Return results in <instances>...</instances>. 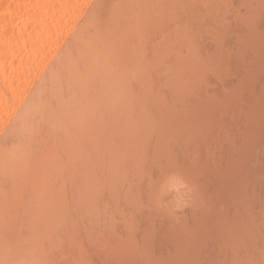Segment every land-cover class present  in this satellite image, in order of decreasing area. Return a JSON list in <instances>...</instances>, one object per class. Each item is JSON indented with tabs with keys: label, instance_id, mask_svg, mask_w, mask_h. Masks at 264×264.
Masks as SVG:
<instances>
[{
	"label": "bare ground",
	"instance_id": "obj_1",
	"mask_svg": "<svg viewBox=\"0 0 264 264\" xmlns=\"http://www.w3.org/2000/svg\"><path fill=\"white\" fill-rule=\"evenodd\" d=\"M224 1L0 0V264H90L92 262L97 263L96 258L99 257L100 259L102 253L99 252L100 254H96L95 252L98 251H102L103 254L105 252V254H108L111 257H115V255H118L117 259L119 258L118 260H120L115 261L116 257L114 258L115 260H111L110 257L109 259L111 261H108L109 259L106 261L107 257L105 255L101 256L102 258L106 257V259L104 258L105 260L102 258L100 259L105 261L102 264H128L126 263L128 261H130V263L132 264H139V262H142V260L138 259L137 261V259L135 258L137 256H142L141 258L144 261L143 264H181V262L185 260V254H190V252H185L187 251L186 248L190 249L191 245H197V241H200L196 240L194 241L195 243H192V241L187 240V237L192 238L194 237L192 235L200 234L198 235L200 236L199 239H202V237H204L201 240L202 242L204 241V239H206V234H209L208 232L212 233L213 231V234L217 233L220 237L219 238L217 237L218 235H216L215 238H219L220 240L215 239L217 241H214V243H218L217 245H223L218 246L217 249H219L220 247H224L225 251L228 253H225V257L227 255L229 256L230 253L235 255V264H264V215L261 213V210L264 209L259 210L258 215L257 211L253 210L254 212L252 211V214L254 215H251V213L248 211H250L252 208L250 207L251 209L247 210L249 208L244 206L247 204L245 203L246 199L242 200V198H239L238 196L240 195V193H238V195H236L235 193L237 199L232 198V196L231 198L237 203H245H242L243 206L242 204H239L241 206L238 205L237 209H240L239 212H248L244 216H240L241 213H235L236 217H234V219L237 221H233L231 223V221L227 220L230 223L228 225L225 221V218L228 217L227 215H230V213L227 211V209H223L222 214L220 212L221 208L219 209V214H217V216L219 217L216 216L215 220L213 218L211 220V218L207 215V218L193 216L191 214H198V211H196L195 208H197V210L200 208L204 210V207H201L199 203H194V206H190L191 208L187 206L188 204L186 205V198H188L189 196L188 194L192 195L190 191L197 192V190H193L196 186L194 183L196 182H192L189 180L190 174L192 173L188 172L190 174H187L189 176V179H187V175L183 177V174L185 172L182 173L181 171H175L177 169H181V167H183L184 169H182L185 170L186 165H181L180 167L179 163V166L171 164V162L174 163L177 160L182 161L179 160L180 158L183 160L186 159L187 155L192 157V155H194L191 154L193 150L192 147H197L195 148L196 150L193 151V153L195 154L199 151H202V149H204L203 151L206 152L210 147H213L210 146L207 150H205L207 148V145L203 146L201 149L200 147H198L200 146L198 144H201V142L205 140H202V138L200 137L201 134H199L198 138H200L202 141L197 144L195 139H197V141H199V139L195 136H192L194 135V131L191 132L192 130L189 128L193 129L192 125L190 126V124L193 123L192 120L195 118L191 120L192 123L188 122L189 120L188 118H186L184 121L190 124H186L189 125L188 128L183 126L185 127L184 129L181 127L182 125H172L170 123V120L173 114L174 119L178 118L179 115L177 113L182 115V110H184V108H188L185 111L192 110L189 108V106L183 108V104L179 103V101L182 100V96L185 100H188V94L193 95L191 93L196 92L194 89L197 86H193L192 84L194 83V81L200 83L203 82V84L208 85L207 83H205L206 81H202L205 80L201 79L203 77L202 74H200L202 76L200 78V81L197 80L199 79L197 76H199L198 74L203 68H214L213 71H215L216 73L218 72L216 68H221L220 66L225 63L224 61L228 60L227 58H229L228 61L231 60L230 57L232 56V53L230 52L229 54V50H227V47L224 45L227 44V42L223 41L231 37L229 36L228 38L227 34H232L226 33V31L221 29L218 37L213 36V34H215L218 30H215V32L213 33L212 31L215 28L213 29V27L207 25L210 22H212L210 24H214L215 22L219 21L218 24H214V27L220 29V27L222 26L223 29L230 30L231 25L227 22L229 21V19H231L232 16L231 14L226 15L228 11L225 12V14L222 12L225 11L224 9H228V6L232 3H229L228 0V2ZM244 1L247 2L250 7H253L252 9L255 10L259 6L258 4H254L255 0ZM259 1V4L261 3V6H259V8L262 9L264 7V0ZM223 3H229V5L227 4V6L222 7L224 6ZM206 4H209V6H206L207 8L205 7ZM212 5H216V7H210ZM204 7L206 9H204ZM220 9L222 10L219 11ZM263 9L253 12H249L246 10L247 15L244 16L245 21H242L240 19L239 20L240 23L247 21L246 23L249 24V22H251L249 24V27L246 28L248 25H245L246 27H242V25L240 24V33L237 30V28H239L237 27L238 25L234 28V30L237 32V34L234 33L236 34V37L239 39H243H241L240 42L239 39L235 37V39L232 38L235 41L238 40L237 44L241 48H238L240 52L232 50V44L230 45V48H232L230 50L237 53V55L239 54V58L240 53L244 52L243 50H247V48L260 47V49L264 51V47H261L264 46V44H262V42H258V40L264 38V36L262 35L263 37H261L259 35L261 38L259 36L255 37L256 33L259 31L256 26L252 25V22H254L253 19L250 20L251 18H253V15H255L256 12V18H258V16H262L264 14L262 13L264 12ZM220 13H222L223 15ZM248 14L252 15V17H247ZM224 15L228 16L227 18L229 19H227L226 16L224 17ZM239 15L240 14H237V16ZM220 16H222L223 18H221ZM241 16L242 15H240L239 17L243 19L244 17L242 18ZM219 19H222V21L224 22ZM222 24H228L229 26H223ZM217 25L220 27H217ZM205 27L207 29L206 31H210L211 29H213L211 31V34L206 33ZM207 27L210 29H208ZM251 27H254V29ZM247 29H250L248 30V34ZM223 31L224 33H222ZM203 33L207 35H204ZM262 33L264 34V31L261 32V34ZM199 35H204V39H202L204 40V42L205 39H212L213 43L216 42L211 46H208L210 44L203 43L207 45V47L210 48L212 46H219L218 48H212L214 51H216L215 53L212 52V54H214L216 58L211 54V51L210 53L206 52L210 49L205 51V45L202 44V40L200 39L202 37H200ZM224 35L226 37H220ZM253 35L254 37H252ZM197 36L199 39L197 38ZM220 38H222L223 40H221ZM232 39L230 38L228 41ZM198 40H200L201 44L198 43ZM210 43L212 44V42ZM239 43H243L244 45H240ZM197 44L202 47L198 46ZM245 44L249 45V47H247ZM256 44L259 46H257ZM218 49H220V53H217ZM199 50L206 53L203 52L204 54H201ZM226 50L228 51L227 56H225ZM196 51H198V53ZM251 52H253V54L255 53L254 56H258H256V59L258 60L264 58V53H259V51ZM229 55L231 56L228 57ZM244 55H246V52L242 54L241 58H243ZM247 55H249V53ZM194 57H197L198 59L202 57L203 60H198ZM224 57L226 58L224 59ZM207 59H209L210 61ZM262 60L264 62V59ZM202 61H204V63ZM237 67L239 66L236 65V69H238ZM255 67L259 69L260 66L258 67V65H254V71L251 72L250 69V71H248L246 65L245 69L247 70L243 73V75L240 74V76H242V78L244 75L252 76L248 74L255 72ZM228 68H230V66ZM223 69H225V67ZM205 70H211L212 72V69H203L202 73L204 72V76L206 73ZM224 72L226 73L228 71L224 70ZM219 73L221 74L223 72ZM225 73H223L222 75L225 76ZM256 73L259 74L260 72L258 71ZM207 74L209 73L207 72ZM229 74L230 71L228 74H226L227 77H229ZM222 75L218 74L214 76L216 81V77ZM227 77L221 78L226 81L228 79ZM263 78L264 76L261 77V79ZM189 79L193 81L191 84V81ZM210 79H212V77H210ZM220 81L223 82L222 80ZM197 82H195L194 84H199ZM239 83L240 85L244 84L245 87H250L246 85L247 83H241L240 81ZM216 84H213V86ZM221 84L222 83H220L219 85L222 86ZM261 84L264 83L262 82ZM224 85L229 86L228 84ZM240 85L235 83L234 87H237L235 88V91H237V89H242L243 86ZM238 86H240L241 88H238ZM234 87H232L231 85V87L228 88L231 89ZM197 88L200 89L199 86ZM204 89H206V87ZM213 89L214 88H212L211 91L208 92H216L212 91ZM260 89L262 91L263 87ZM187 91L190 93H187ZM231 91L234 90L232 89ZM168 93H170L171 95H168ZM203 93H206V96L207 94H210L206 91ZM224 94H226V96L228 95L227 93ZM224 94L223 96H225ZM229 97H232V95ZM190 98L191 97H189V99ZM226 98L224 100H228V98ZM222 99L223 98L220 97V100ZM193 100L196 99H194L193 97ZM196 102H198V100H196ZM195 103H193V105L196 107L197 105ZM193 105H191V108L194 107ZM258 105L256 107H258ZM176 107H178V110L180 108L182 110H175ZM241 108V112H244L246 110H243V108L245 107ZM263 108L264 106H262L261 109ZM238 110L240 111V109ZM193 111H195V109L187 113H192ZM227 112H229V110ZM246 112H248V110H246ZM208 113L209 112H207V114ZM175 114H177L178 116L176 117ZM209 114L212 115L211 113ZM226 114H230L229 117L235 116L231 115L232 113ZM226 114H224L225 116L222 115L224 118H221V120L226 118ZM260 114L262 116V113ZM186 117L189 116L186 115ZM236 117L238 118L239 116ZM255 117L256 116H254V119ZM189 118L191 119V117ZM261 118L264 119V116H262ZM206 121H208V119ZM217 121L218 122L216 124L219 123V120ZM257 121H259V119ZM234 122H236V120L231 122L232 124L230 125L236 124ZM244 122H247V120ZM222 123L225 124L226 122L224 123L223 120ZM205 125H202L203 129H206ZM254 125H257V123L254 122ZM170 126H174V129L176 126V129H171ZM222 126L225 127L224 125ZM235 126L236 125H234L233 127ZM241 126H243V124H241ZM177 127H180L183 131L178 129ZM199 127L201 126L199 125ZM202 128H198V130ZM171 130L174 131V134H172ZM239 130L241 129H236V132ZM212 131H217L211 130L210 132L211 135H214L216 137L217 133H213ZM243 131L240 133H243ZM247 131L249 130L247 129L246 132ZM201 132L205 134L206 131L201 130ZM254 133L256 132L254 131ZM243 134L246 135L245 133ZM250 134L251 135H248V137H254L252 136V133ZM188 135H190V137H188ZM208 135L210 134H205L206 137ZM220 135H222V138H219L223 139V134ZM225 135L228 136L227 134ZM244 135H242L240 138L247 137H243ZM214 136H212V138H215ZM236 136L237 135H235V137ZM174 137H183V139L179 140L178 138L176 139ZM255 137L256 139L259 138L257 136ZM229 138L227 137V139ZM250 138L242 139L246 140L245 142H242H247L249 148L250 146L254 147L255 142H257L255 141L254 144L249 143V141H251ZM261 138L264 137H262L261 135ZM187 139H194L195 141L193 140V142L195 143V146H192V141L188 142ZM184 141H187L184 143L187 144V146L192 143L189 147L191 149H180L182 147H187L183 146L184 144L182 142ZM242 142L239 145L241 147L245 145H242ZM213 143H215V141H213ZM213 143L211 145H213ZM257 143L260 144L261 142ZM218 144H221V142L217 143L216 146H218ZM259 144L258 146H260ZM172 145L175 146V148H173ZM208 145H210V143ZM233 145L236 144L233 143ZM236 146L239 147L238 145ZM244 147L239 149L244 150ZM217 148L220 149V147ZM236 148L233 147L234 150ZM170 149H172V151H170ZM247 149L248 147H245V150ZM181 150L188 152L191 151V153H186ZM210 150L214 149L210 148ZM169 151L173 152L172 156L170 157H168V154L170 153ZM242 151L240 152L242 153ZM214 152L211 153L215 154ZM245 152L249 153V150ZM261 152L262 150L259 151V153ZM201 154H204L207 157V152H202ZM213 154H209V156H211V158L213 156L214 158L215 156ZM181 155L183 156L178 157ZM198 155L200 154H196V156ZM202 155L197 158L202 159ZM229 155L232 156L231 154ZM240 155L245 154H239V156ZM170 158H174V161L170 160L169 163L168 160ZM175 158H177V160ZM188 158L186 160L190 162L194 157H192L190 160H188ZM241 158L244 157L241 156L240 159ZM254 158L257 157L255 156ZM229 159L232 158L230 157ZM236 159H238V157H236ZM236 159H232L236 164L242 163V159L241 161H239L240 159L236 161ZM248 159L249 158H247V160ZM204 160L209 161L211 159L204 158L202 161ZM189 162H185V164H188V168L191 167L192 170H189L191 172H194L193 175H197L200 171L204 172L206 168L204 170H202L203 168L201 169V166L203 164L207 167V164L203 162L200 163V160H198L199 164H196L198 163L196 161V163L191 164L192 166H189ZM209 163L210 162H208V164ZM219 163H221V161ZM242 164L236 165L239 167H236L234 165V171L237 172L238 170V173H232L234 175L231 174V180L234 179L233 176L236 175V179L234 180L235 182L239 183V181L245 180L246 184V179H248L247 177H249L250 175L246 176L244 173H241L242 170L247 171L246 168L248 167H243L245 162ZM171 165H174V167H171ZM196 165L197 167L201 165L199 167L200 169H198L200 171L197 173H195V171L193 170L194 168H196ZM232 165H228L230 167V170L233 169L231 168ZM259 166V168H261V165ZM160 168L176 169L160 170ZM224 168L226 167L224 166ZM224 168L223 171H225ZM254 170L256 173V169ZM161 171H163L164 173H162ZM205 171L206 172H204L203 174L205 175L206 173V177L208 176L209 178H215L213 176L216 171L213 174H210L211 176L208 175V168ZM151 172L157 174V178L155 179V181L153 179L147 181L149 176H151L150 174H153ZM161 173L163 175H161ZM257 173L259 174V171ZM261 173L264 174V171H261ZM227 174L229 173L226 172L225 175L230 177V175ZM243 174L244 176H242ZM193 175H191V178ZM144 176H148L146 177L147 179L144 178ZM199 176L203 177L201 173H199ZM255 176L256 175H254L253 177ZM257 176L261 177H256V179L264 178L262 174H259ZM202 177H200L201 180L204 179V177ZM253 177L250 179H254ZM239 178H242V180ZM141 180L144 182H142ZM151 180H153L151 184H145L150 183ZM208 180L212 181L213 179ZM224 180L226 181V179ZM228 180L229 179H227V181ZM225 181L223 182L222 180L220 182L224 184ZM153 182L157 184L155 185V183ZM222 183H218V185H221ZM240 183L243 184L241 186L244 187V182ZM262 183L264 184V182ZM142 184H145L146 186ZM153 184L154 186L151 188ZM216 184L217 183L215 182L214 185L217 186ZM124 185L126 186L124 187ZM191 185L194 187H189ZM226 185L227 184H225L224 186L226 187ZM215 186L212 185V189H214ZM143 187L145 189H143ZM229 187L233 188L231 185H229ZM121 188L123 192L121 191ZM219 188H222L224 190L227 189L223 187ZM245 190H247L246 187ZM227 191H229V189ZM223 193L227 192L222 191L221 194ZM244 193L243 195L246 194ZM221 194L220 196H222ZM120 195L124 196L120 197ZM194 195L195 196H192V198H194L193 201L199 200L200 202L205 203V201H202V198H197V193ZM209 195L211 196V194ZM229 195L230 194H227V196ZM235 195L233 196L235 197ZM224 196L220 197V199L226 197ZM246 196H248V194H246ZM117 197H119L121 200L117 199ZM189 198L191 199L190 202H192L191 196H189ZM216 199L217 198H215V200ZM240 199L241 202H239ZM116 200H118V202H116ZM122 200L123 203L125 202V204L119 202ZM224 200H222V202H224ZM225 201V203L227 204V200ZM128 203L134 205H130ZM250 203L252 204V202ZM121 204L127 205V208H130L128 210L129 214L124 213V211L121 209ZM116 205H118L119 207H117ZM183 205L186 208H189L185 209ZM260 205L263 206V204ZM149 206H151L152 208H148ZM181 206L182 208H179ZM262 206L259 207L262 208ZM242 207H244V210H241L243 209ZM146 208L148 209L144 212L143 209ZM174 208L176 209V211H173L175 210ZM177 208L181 210H178ZM254 208L255 207H253V209ZM182 209H185L187 211L191 209L190 211H193V213H185V211ZM202 209H200V211ZM205 210L203 212H206ZM215 210L217 211V209ZM183 211L185 213L183 215L187 216L186 214H189L188 217L180 216V213ZM203 212H199V215ZM262 212L264 213V211ZM143 214H145V216H143ZM166 214L168 218H166L167 216H164V219H160L163 218V215ZM255 214L257 216H255ZM116 215L121 218H116ZM123 215H128L130 220L127 219V216ZM238 215L239 217H237ZM246 215H251L252 217L246 220ZM260 215L261 217H259ZM137 216H139L140 219L136 218ZM122 217H126V220H124V218ZM192 217L196 218L194 220H191L193 219ZM242 217L246 219L243 220ZM254 217L259 220L256 221ZM148 218L150 220H148ZM154 218H156L157 220H155ZM187 218L190 220H188ZM208 218H210V220L207 221L206 219ZM111 219L115 221V224L111 223L113 222L111 221ZM141 219H143L144 221ZM234 219H231L230 216L229 220ZM145 221H150L152 222V224H156L161 221L163 223L160 222L161 225L159 224V227H164V229H160L161 231L158 232V230L156 231L154 226L150 228V226L142 223ZM192 221L194 223H191ZM208 222L211 224H209ZM189 223L190 225L192 224L191 227ZM139 224H142L143 226L142 231L140 230V233L144 234L143 238H141V235H136L139 234L136 233V231L138 230H136L137 226H139V229H141ZM118 225L120 228L118 227ZM121 225L125 226L124 229ZM131 225H133V229H131ZM104 226H106L108 229ZM156 226L158 227V225ZM204 229H207V231H209L206 232V230L204 231ZM108 230L111 231L107 236L111 237V232H114V237L112 236L113 238L110 239L111 241L108 240L110 241V243L108 242L109 244L105 242L106 238H104L107 232L105 236L104 234H102ZM118 230H122L123 232H120L121 234H119ZM144 230L147 232L143 233L145 232ZM154 231H156L157 233H155ZM123 233L132 237L135 236L133 239H135L136 241H134L132 237L129 236L128 238H126L127 235H124ZM160 233H162L163 235H160ZM213 234H210L212 238L214 236ZM102 235L103 237H100ZM155 235H157V238L155 239L159 240L155 241L154 239V241L152 240V242H149L151 241V238L155 237ZM116 236L119 237H117L118 239L115 240ZM121 236L125 237L126 240L124 238H120ZM82 237H84V239H82ZM136 237L139 240H137ZM98 238H102L101 240L103 242L101 241L100 243H98V241H100L98 240ZM103 238L105 239V241ZM119 239H122L124 242H120ZM143 239V243L145 245L142 243ZM160 240H162L163 242ZM113 241H119V244L114 245L115 243ZM138 241H140V245L137 243ZM158 241H160V244L157 243ZM188 241L191 243H188ZM86 242L87 245H85ZM132 242L137 243L136 245H138V247L142 245H144L145 247H143V249L140 247L142 250L135 251L137 250L136 245ZM166 242L171 243L165 244ZM149 243H152V245L154 243H157L154 245V248L156 250H158L159 248V252L157 253V251H154L153 247L149 245ZM163 243L164 246H161L163 245ZM204 243L213 245V243H210V241H204ZM251 243H253V245ZM129 244H132L135 247H132V245L130 246ZM88 245L89 247L85 248ZM127 245L128 247L126 249ZM208 245H203L200 243V247ZM211 245L208 247H211ZM256 245H258L259 248H256ZM216 246L214 247L216 248ZM227 246H230L231 249ZM94 248L98 249L96 250ZM201 248L205 251L208 250V248ZM260 248H262L260 250L261 252L257 254L259 252V250L257 249ZM103 249L105 250L103 251ZM151 249L153 250V252L151 251ZM189 249L188 251H190ZM195 249L193 250V254L195 255L190 254L192 257L190 256V258H186L187 260L191 258L194 259L193 256L197 258V256H199V253L204 252H200L201 250L195 251ZM226 249L230 250L227 251ZM212 250L215 251V249ZM252 250H254V252ZM89 251H91V253H89ZM220 251H223V249ZM122 252L125 254H123ZM136 252L140 253V255ZM206 252H204L203 255H205ZM88 253V256L90 257L87 256ZM153 253H155L156 256ZM214 254H217V252H215ZM91 255H93V257ZM218 255L210 254V256L212 257L208 258H215V256ZM121 257H123V259L125 260H122ZM222 257L218 256V258ZM127 258H129L130 260L127 261ZM132 258L136 259V261ZM89 260H91L92 262H90ZM198 260L202 259L200 258ZM208 260L211 264L214 263L210 261V259ZM223 260L225 259L223 258L222 262L218 263H226L223 262ZM216 262L217 261H215L214 264H217ZM186 263L190 262L188 261ZM199 264L201 263L199 262Z\"/></svg>",
	"mask_w": 264,
	"mask_h": 264
},
{
	"label": "rangeland",
	"instance_id": "obj_2",
	"mask_svg": "<svg viewBox=\"0 0 264 264\" xmlns=\"http://www.w3.org/2000/svg\"><path fill=\"white\" fill-rule=\"evenodd\" d=\"M224 1V0H223ZM229 1V3L231 2L232 4H230L229 5V3H227L229 6H228V9H224L225 11L224 12H222V13H224L225 14V12H227L228 11V13L226 14V15H228V14H231V19H229V18H227L228 16H226V15H224V17L226 16V18L227 19H229V21L227 22V23H230V30H226V29H223V27L221 26H218L217 25V27H220V29H218V28H216V27H214V24H218V22L219 21H217V22H215L214 24H210V23H212V22H210V23H208L207 25L208 26H211V27H213V29H211L210 31H206L207 29H206V27H205V31H206V33H209V34H211V31L214 33L215 32V30H218V31H216V33L215 34H213V36H217L218 37V35H219V32H221L220 30L222 29V30H224V31H226V33H231L232 35H230V34H227V37L229 38V36H231L230 38L232 39V38H237L236 37V34H237V32L234 30V28L237 26V27H239L240 26V24L242 25V27L244 26V27H246L245 25H248L246 28H248L249 27V24L251 23V22H249V24L248 23H246V22H241L240 23V20H242V21H245V17L244 16H246L247 15V13H246V10L247 11H249V12H253V11H260V10H262V9H260L259 8V6H261L260 4H259V0H255V3H254V1H253V3L255 4V5H259L257 8H256V10L255 9H252L253 7H250L249 6V4L247 3V2H245L244 0H228ZM227 0H225L224 2H228ZM247 1V0H246ZM259 1V2H258ZM216 2H219V1H216ZM210 4V3H209ZM209 4L207 5H205V7L206 6H209ZM227 4H224L223 3V5L224 6H222V5H220V6H222V7H225V6H227ZM249 6V7H248ZM204 7V9H206ZM210 7H216V5L215 6H210ZM219 8H221V7H219ZM245 8H247V9H245ZM208 10V9H207ZM222 9H220L219 11H221ZM264 10V9H263ZM238 12V13H237ZM222 13H220V14H222ZM233 13H234V15H233ZM262 13H264V12H262ZM236 14V15H235ZM237 14H240V15H242L241 17L244 19H241L239 16H237ZM256 14H257V12L255 13V15H253V18H249L250 20H252L253 19V21L255 22V24H254V22H252V25L253 26H256L257 27V29H258V31L259 32H257L256 33V36L255 37H258L259 35L261 36V37H263L264 36V34L262 33L261 34V32H263L264 31V14L262 15V14H260V15H262V16H258V18H256ZM223 15V14H222ZM233 16H235V17H233ZM221 18H223L222 16H220ZM219 17V18H220ZM230 17V16H229ZM236 17H238V18H236ZM247 17H252V15H250V14H248V16ZM235 19H236V21H238V22H236L235 21ZM240 19V20H239ZM247 19V18H246ZM219 20H221L222 21V19H219ZM223 20H225V19H223ZM214 21H216V20H214ZM220 21V22H221ZM231 21V22H230ZM222 22H224V21H222ZM236 22V23H235ZM232 23V24H231ZM238 23V24H237ZM245 23V24H244ZM223 25V24H222ZM223 26H229L228 24H224ZM208 28V27H207ZM246 28H244V29H246ZM251 28H253L254 29V27H251ZM208 29H210V28H208ZM239 29H241L240 27L239 28H237V30L239 31V33H240V30ZM248 30H250V29H247V34H248ZM224 31L222 32V33H224ZM242 31V30H241ZM252 31H256V30H252ZM201 32H203V31H201ZM200 32V33H201ZM243 32V31H242ZM234 33H236V34H234ZM204 35H207V34H205V33H203ZM244 34V33H243ZM198 35V34H197ZM204 35H199L200 37H202V38H200L201 40L202 39H204ZM220 35H222V34H220ZM234 35V36H233ZM238 35H240V34H238ZM263 35V36H262ZM245 36V35H244ZM259 36V37H260ZM205 37H207V36H205ZM220 37H226L225 35L224 36H220ZM252 37H254V35L252 36ZM260 37V38H261ZM197 38H198V36H197ZM211 38H213V37H211ZM229 38V39H230ZM234 38V39H235ZM199 39V38H198ZM215 39V38H214ZM221 40H223L222 38H220ZM226 39V38H225ZM229 39H226L225 41H223V42H227V44H224L226 47H227V50H229V54H230V52L232 53L231 55H229L228 57H230L231 58V60L230 61H228L229 60V58H227L228 60L227 61H224L225 63H223L220 67L221 68H219L218 66H216V67H218V68H216L217 70H218V72H216L215 73V71H213L214 70V68H211V67H205V68H203V69H206V68H209V69H212V72H211V70H208V71H206L205 70V76L203 75V73H202V70L199 72V76H197L199 79H197V78H195V79H197L198 81H200V78L203 76V77H205V78H201V79H205V80H202V81H206L205 83H207L208 85H206V84H203V82L202 83H200V82H197V81H194V83L195 82H197V83H199V84H194V83H192L193 81L191 80V79H189L190 81V84L192 83L193 84V86H199V88L200 89H198L197 87H195V91L196 92H194L193 90V92L194 93H191V94H193V95H190V94H188L189 96L187 97V99L188 100H191V101H193V102H191V101H188V100H185L184 98H183V96H182V100L181 101H179V103H181V104H183V108L184 107H187V106H189V108L190 109H192V110H194L195 109V111H193L192 113H187V112H191L190 110L188 111H185L186 109H188V108H184V110H182L181 108V110L183 111V113H182V111H181V113H182V115H180L179 113H177V112H175V113H177L179 116H183V117H179L177 114H175V116L177 117L178 116V120H177V122H176V120L174 119V114L172 115V117H171V124L172 125H179V126H181L183 129L185 128V127H189V125H186V124H190V123H192L191 122V120L193 119V118H195V119H193L192 121H193V123L192 124H190V126L192 125V127H193V129L192 128H189V129H191L192 131L191 132H193V134L194 135H192L191 133V135L192 136H195L196 138H198L199 136V134H201V138H202V140H205V141H203V142H201V144H198V143H200V141H202L200 138H198L199 139V141H197V139H195L196 140V142H197V144L198 145H200V146H198V147H200V149L203 147V146H205V145H207V148L205 149V150H207L208 149V147H210V146H213V147H210L211 149H214V150H210V148L208 149V151L210 150L211 152H214V151H216V152H214L215 154H213V153H211L210 151V153L208 152V151H206L207 152V157H206V155H202L201 153L202 152H204V153H206L205 151H203L204 149H202V151H199L198 153L200 154V155H202L201 156V158L202 159H200V158H197V157H199L200 155H198V156H196V154H198V153H193V151L194 150H196L195 148H197V147H192L193 148V150H192V153H191V151H189L191 154H194V155H192V157H194V158H192L191 156H189V155H187V154H184V155H187V158L188 157H190V158H188V160H190L191 158V161L189 162V161H187L186 159H179V160H182L183 161V163H182V161H178L177 160V158H175L177 161H175L174 163H172L171 162V164H174V165H178V163L180 164V167H181V165L183 166V165H186V169L185 170H183L184 168L183 167H181V169H177V170H175L174 168H165L166 170H172V169H174L175 171H181L182 173H184L183 174V177L185 176V175H187V174H190V173H192V174H190V179H189V176L188 177H186L187 179H189L190 181H195L196 183H194L196 186H195V188L193 189V190H197V192L196 191H190L191 193H192V195H190V194H188V193H190V192H188L187 194L189 195V196H191V198H192V196H195L194 194H196L197 193V198H202L203 200L202 201H205V203H202V202H200L199 200H194L193 201V199L194 198H192V202H190V198H189V196H188V198H186L187 199V202H186V205L187 206H194V203H199V205L201 206V207H204V210L206 211V212H203L204 210L202 209V208H200V209H202L201 211H200V209H198L197 210V208H195V210L196 211H198V214L196 215V214H191V215H193V216H199V217H205V218H207L206 217V215L207 216H209L210 218H211V220H212V218L215 220L216 219V216H217V214H219L218 212H219V209H220V212L222 213V210L223 209H227V211L230 213V215L228 214H224V215H227L228 217H224L225 218V221H226V223L229 225L230 223L228 222V221H231V223L234 221H237V220H235L234 219V217H236L235 215L236 214H239V213H241L240 214V216H244L246 213H248V212H250L251 213V215H254V214H252V211L254 210V211H257V215H258V212H259V210H261V209H264V184L262 183V182H264V178H262V179H256V177H261V176H257V175H261L262 174V176H264V174L263 173H261V171L263 172L264 171V157H262V156H264V155H262V154H264V151H263V149H264V142H263V140H264V138H261V135H262V137H264L263 135H264V119L263 118H261L262 116H264V108L263 109H261L262 108V106H264V91H263V89H264V84H261L262 82L264 83V78L263 79H261V77L262 76H264V62H263V60L262 59H264V58H261V57H259V58H261L260 60H258V59H256V56L257 55H255L254 56V54H253V52H251V51H259V53H264V51L263 50H261L260 49V47H256V48H253V47H251V48H247V50H243L244 52H246V55H244V57L245 58H247V59H245L244 57L243 58H241L242 57V54H244V52H242V53H240V58L238 57V55H237V53H235V52H233L232 50H236V52H240L239 51V49L238 48H240L239 47V45L237 44V41L238 40H234V39H232V40H230V41H228ZM237 39H239V38H237ZM241 39H243V38H241ZM241 39H239L240 40V42H241ZM251 39H253V38H251ZM195 40H197V39H195ZM206 40L207 39H205V42H204V40H202V44L203 43H205V44H210V45H208V46H211V45H214L215 43H213V40L212 39H209V40H207V42H206ZM221 40H219V41H221ZM234 40V41H233ZM232 41V42H231ZM209 42V43H208ZM210 42H212V44L210 43ZM234 42V43H233ZM258 42H262V44H264V38H262V39H260V40H258ZM198 43L199 44H201L200 43V40H198ZM228 43H230V44H228ZM244 43V42H243ZM243 43H239L240 45H244ZM251 43V42H250ZM253 43V42H252ZM255 43V42H254ZM205 44H203V45H205ZM232 44V46L231 47H233V49L232 48H230V45ZM258 44H260V43H258ZM196 45V44H195ZM198 45V44H197ZM217 45V44H216ZM219 45H221V44H219ZM246 45V44H245ZM257 45V44H256ZM198 46H200V45H198ZM236 46H238V47H236ZM247 47H249V45H246ZM253 46H255V45H253ZM257 46H259V45H257ZM200 47H202V46H200ZM207 45H205V51L206 50H209V51H206V52H208V53H210V51H211V54H212V52L213 53H215L216 51H214L212 48H215V47H207ZM219 47V46H218ZM218 47H216V48H218ZM221 47H223V46H221ZM229 47V48H228ZM261 47H264V46H261ZM235 48V49H234ZM245 48V47H244ZM225 49V48H224ZM230 49H232V50H230ZM241 49V48H240ZM253 49V50H252ZM263 49V48H262ZM204 50V49H203ZM226 50V52H225V54H220V55H225V56H227L228 54H227V51ZM200 51V50H199ZM220 51V49H218V52L217 53H220L219 52ZM197 53H198V51H196ZM201 52V54H204V53H206V52H204V51H200ZM204 52V53H203ZM216 53V54H217ZM223 53H224V51H223ZM249 53V55H247ZM196 54V53H195ZM253 54V55H252ZM213 56H214V54H212ZM212 55H209V56H212ZM204 56H206V55H204ZM237 56V57H236ZM197 57H199V56H197ZM197 57H194V58H196V59H198ZM203 57V56H202ZM200 58V59H198V60H203V58ZM215 57V56H214ZM234 57H236V58H234ZM258 57V56H257ZM206 58H209V57H206ZM216 58V57H215ZM226 57H224V59H225ZM241 59V60H238V59ZM210 59H213V58H210ZM223 59V60H224ZM252 59V60H251ZM207 60H209V59H207ZM232 60H234V61H232ZM242 60H245V61H242ZM247 60H249V61H247ZM256 60V61H255ZM262 60V61H261ZM210 61V60H209ZM217 61V60H216ZM220 61V60H219ZM247 61V62H246ZM252 61V62H251ZM203 63H204V61H202ZM229 62H231V63H229ZM254 62V63H253ZM235 63V64H234ZM214 64H218V63H214ZM208 65H210V64H208ZM228 65V66H227ZM236 65H238L239 67H237L238 69H236ZM246 65H247V69H248V71H250L251 70V72L252 71H254L253 70V67H254V65H258V67H259V69L258 68H256V70H255V72H253V73H250V74H248V75H252V76H247V75H244L243 76V78H242V76H240V74L241 75H243V73L247 70V69H245V67H246ZM205 66H207V65H205ZM212 66V65H211ZM230 66V68H228ZM235 66V67H234ZM225 67V69H223ZM231 67H233V68H231ZM248 67H250V68H248ZM227 68V69H226ZM223 69V70H222ZM238 70V71H236V70ZM250 69V70H249ZM219 70H221V71H219ZM224 70L225 71H228V72H224ZM260 72L259 74H257L256 72H258V71ZM211 73H210V72ZM229 71H230V74L228 75L229 77H227V75L226 74H228L229 73ZM234 71V72H233ZM207 72L209 73V74H207ZM219 72H223V73H225V76L224 75H222L223 73H219ZM233 72V73H232ZM213 73H215V74H213ZM238 73H239V75H238ZM246 73H249V72H246ZM200 74H202V76L200 75ZM222 75V76H219V77H216L217 78V81H216V79H215V77L214 76H216V75ZM255 74H257V75H255ZM231 76V77H230ZM194 77V76H193ZM207 77V78H206ZM210 77H212V79H210ZM228 78L226 81L225 80H223L222 78ZM250 77V78H249ZM190 78H192V77H190ZM247 78V79H246ZM253 78V79H252ZM194 79V80H195ZM243 79V80H242ZM251 79V80H250ZM210 80V81H209ZM219 80V81H218ZM220 80H222L223 82H221ZM239 81L241 82V83H247L246 85H248V86H250V87H245L244 86V84L243 85H240V83H239ZM209 82V83H208ZM214 82H216V83H218V84H216V83H214ZM253 83V84H251V83ZM211 83V84H210ZM220 83H222L221 85L222 86H220L219 84ZM228 84L229 86H226V85H224V84ZM233 83V84H232ZM235 83L236 84H238V85H240V86H243L242 87V89H237V91H235L236 89L235 88H237V87H234L235 86ZM213 84H216V85H218V86H216V85H214L213 86ZM232 85V87H234V88H231V89H229L228 87H231V85ZM200 85H202V86H200ZM204 85V86H203ZM190 86H192V85H190ZM189 86V87H190ZM209 86V87H208ZM237 86V85H236ZM240 86H238V88H241ZM263 87V89H262V91H261V89L260 88H262ZM202 87H206V89H204V88H202ZM223 87V88H222ZM212 88H214L212 91H216V92H218V93H216V92H208V91H211V89ZM224 88H226V89H224ZM207 92V93H210V94H207V96H206V93L204 94L203 92H205L204 90ZM217 89V90H216ZM234 90V91H231V90ZM202 90V91H201ZM223 90H226V91H223ZM167 91H169V90H167ZM240 91V92H239ZM231 92H233V93H231ZM170 93H172V92H170ZM170 93H168V95L170 94ZM187 93H190V92H188L187 91ZM213 93H215V94H213ZM220 93V94H219ZM224 93H227L228 95V97L226 96V94H224ZM231 93V94H230ZM211 94H213V95H211ZM218 94V95H217ZM223 94L225 95V96H223ZM171 95V94H170ZM199 95V96H198ZM232 95V97H229V96H231ZM185 96H187V95H185ZM210 96V97H209ZM213 96V97H212ZM189 97H191L190 99H189ZM193 97H194V99H196V100H198V102H196V100H193ZM200 97V98H199ZM204 97V98H203ZM217 97H219V98H216ZM220 97H222L223 99L222 100H220ZM228 98V100H224L225 98ZM206 98V99H205ZM210 98V99H209ZM226 98V99H227ZM246 98H249V99H246ZM185 101H184V100ZM253 99H254V101H253ZM261 99V100H260ZM206 100V101H205ZM208 100H210V101H208ZM217 102H216V101ZM187 101V102H186ZM220 101V102H219ZM226 101V102H225ZM258 101V102H257ZM182 102H184V103H189V104H184V103H182ZM191 102V103H190ZM196 102V103H195ZM201 102V103H200ZM211 102V103H210ZM223 102V103H222ZM228 102H230V103H228ZM193 103H195L197 106L195 107L194 105H193ZM199 103H200V105H199ZM210 103V104H209ZM193 105L194 107H192L191 108V105ZM205 104V105H204ZM213 104V105H212ZM238 104V105H237ZM259 104V105H258ZM222 105V106H221ZM225 105V106H224ZM242 105V106H241ZM253 105V106H252ZM258 105V107H256ZM180 106V105H179ZM216 106H218V107H216ZM235 106H238V107H235ZM213 107H216V108H213ZM224 107V108H223ZM241 107H245V108H243V110L244 109H246V110H248V112H246V110L244 111V112H246V113H244V112H241L242 111V108ZM177 108V109H176ZM175 108V110H178V107H176ZM226 108V109H225ZM236 108H238V109H240V111L238 110V109H236ZM179 109V110H180ZM199 109V110H198ZM210 109V110H209ZM221 109V110H220ZM229 110V112H227L228 110ZM258 109H261V110H258ZM178 110V111H179ZM223 110V111H222ZM225 110V111H224ZM227 110V111H226ZM211 111V112H210ZM235 113H234V112ZM237 111V112H236ZM184 112H186V113H184ZM202 112V113H201ZM207 112H209V113H211L212 115H210L209 113L207 114ZM214 112V113H213ZM257 112H258V114H257ZM200 113V114H199ZM205 113V114H204ZM221 113H223V114H221ZM226 113H232L231 115H235V116H230L229 117V115H227ZM239 113H240V115H239ZM260 113H262V116H261V114ZM185 116H184V115ZM195 114V115H194ZM224 114H226L227 116H226V118L225 119H222L221 120V118H224L222 115H224ZM259 114H260V116H259ZM186 115L187 116H189V117H191V119L189 118V117H186ZM203 115V116H202ZM205 116V117H204ZM225 116V115H224ZM236 116H239L238 118L236 117ZM254 116H256L255 117V119H254ZM202 119H201V118ZM228 117V118H227ZM233 119H232V118ZM183 118V119H182ZM186 118H188V122H190V123H188V122H186V121H184ZM213 118V119H212ZM215 118V119H214ZM198 119H200V120H198ZM208 119V121H206ZM238 119V120H237ZM259 119V121H257ZM204 120V121H203ZM210 120V121H209ZM217 120H219V123L218 124H220V125H218V124H216L218 121ZM224 120V123L225 124H223L222 123V121ZM230 120H232V121H230ZM234 120H236V122H234V123H236V124H234V125H236L235 127H233L234 125H230V124H232L231 122H233ZM247 120V122H244V121H246ZM263 120V121H262ZM175 121V122H174ZM203 121V122H202ZM206 121V122H205ZM255 123H257V125H254V122ZM257 121V122H256ZM175 124H174V123ZM181 122V123H180ZM213 122H214V124H213ZM262 122V123H261ZM210 123V124H209ZM222 123V124H221ZM184 124V125H183ZM206 124V125H205ZM227 124V125H226ZM241 124H243V126H241ZM244 124H245V126H244ZM251 124H253V125H251ZM199 125L201 126V127H199ZM202 125H205V128L206 129H203L202 127ZM212 125V126H211ZM222 125H224L225 127H223ZM183 126H185V127H183ZM213 126H218L217 128L216 127H213ZM250 126V127H249ZM254 126V127H253ZM171 127V129H174V126H170ZM210 127H212V128H210ZM231 127V128H230ZM251 127H253V128H251ZM263 127V128H262ZM178 129H180V130H182L180 127H177ZM198 128H202V129H199L198 130ZM214 128H216V129H214ZM220 128V129H219ZM221 128H224V129H221ZM228 128V129H227ZM230 128V129H229ZM249 130V131H247L246 132V130L247 129ZM175 129H176V126H175ZM174 129V130H175ZM208 129H210V130H208ZM219 129V130H218ZM236 129H241V130H239V131H237L236 132ZM201 130H204V131H206L205 132V134H210V135H208L207 137L205 136V134L203 133V132H201ZM211 130H216L217 132H213V133H217L216 134V137L214 136V135H211ZM221 130V131H220ZM225 130V131H224ZM243 130H245V131H243ZM172 131V134H174V131L173 130H171ZM183 131V130H182ZM182 131H180V132H182ZM220 131V132H219ZM224 131V132H223ZM230 131H232V132H230ZM234 131V132H233ZM243 131V133H245L246 135H244L243 133H240V132H242ZM254 131L257 133H254ZM207 132H209V133H207ZM219 132V133H218ZM252 133L253 135L252 136H254V137H248V135H251L250 133ZM183 133H185V132H183ZM231 133V134H230ZM248 133V134H247ZM262 133V134H261ZM185 134H187V133H185ZM204 134V135H203ZM220 134H223V139H220V138H222V135H219ZM225 134H227L228 136H226ZM233 134H235V135H237L236 137H235V135H233ZM240 134H242V135H244L243 137H246V138H240L242 135H240ZM261 134V135H260ZM181 135H183V134H181ZM230 135H232V136H230ZM205 136V137H204ZM212 136H214L215 138H212ZM226 136V137H225ZM255 136H257V137H259L258 139H256V137ZM185 137H187V136H185ZM188 137H190V135H188ZM220 137V138H219ZM227 137L229 138V139H227ZM174 138H176V137H174ZM179 140H181V139H183V137H177ZM176 138V139H177ZM191 138H194V137H191ZM208 138V139H207ZM210 138H212V139H210ZM232 138V139H231ZM250 138V140L251 141H253V142H251V141H249V143H253L254 144V142L255 141H257V142H261L260 144L259 143H257V142H255V144H254V147H251L250 146V148H249V145L247 144V142L246 143H244L246 140H242V139H249ZM255 140H254V139ZM173 139V138H172ZM214 139V140H213ZM219 139V140H218ZM188 140V142L190 141H192V143H190V145L189 146H187V144H184L185 142H187V141H184V142H182L184 145L183 146H187V147H182V146H180V147H182V148H180V149H191V148H189L190 146H191V144H192V146H195L194 144V142H193V140L194 139H191V140H189V139H187ZM194 140V141H195ZM209 141V142H208ZM213 141H215V143H213ZM216 141H220L221 142V144H218V146H216L217 145V143H220V142H216ZM224 141V142H223ZM226 141V142H225ZM234 141H236V142H234ZM242 141H244V142H242ZM231 142V143H230ZM240 142V143H239ZM241 142H242V145H247V146H245V147H248V149L247 150H249V153L248 152H245V151H247V150H245V147L244 146H239L240 144H241ZM172 143H175V142H172ZM206 143H210V145H208V144H206ZM213 143V145H211ZM229 145H228V144ZM233 143L234 144H236V145H238L239 147H237L236 145H233ZM189 144V143H188ZM202 144H204V145H202ZM215 144V145H214ZM230 144H232V145H230ZM253 144H251V145H253ZM258 144L260 145V146H258ZM167 145H169V144H167ZM173 145H175V144H173ZM172 145V147L173 148H175V146H173ZM181 145V144H180ZM231 146H233L234 148H236L235 150L233 149V147H231ZM257 146V147H256ZM164 147H166V146H164ZM217 147H220V149L219 148H217ZM222 147H224V148H222ZM244 147V150L243 149H239V148H243ZM171 148V147H170ZM216 148V149H215ZM259 148V149H258ZM165 149V148H164ZM243 150V151H242ZM262 150V152L261 153H259V151H261ZM170 151H172V149H170ZM169 151V152H170ZM173 151H175V150H173ZM181 151H183V150H181ZM231 151H233V152H231ZM240 151H242V153L240 152ZM251 151V152H250ZM183 152H186V153H189L188 151H183ZM171 153V154H170ZM168 155V157H170V156H172V154H173V152H170ZM174 153H176V152H174ZM178 153H180V152H178ZM222 153V154H221ZM233 153H235V154H233ZM257 153V154H256ZM182 154V153H181ZM209 154H213L215 157L213 158V156H212V158H211V156H209ZM218 154V155H217ZM229 154H231L232 156H230ZM239 154H245V155H240L239 156ZM256 154V155H255ZM176 155H178V154H176ZM236 155V156H235ZM261 156V157H259V156ZM173 156H175V155H173ZM183 155H181V156H178V157H182ZM217 156H219V157H217ZM244 157V158H241L242 159V161H241V159H240V157ZM257 157V158H254V157ZM177 157V156H176ZM184 157H186V156H184ZM225 157V158H224ZM232 158V159H236V157H238V159H240L239 161H241L242 163H244L245 162V164H244V168H246V166H248L246 169H247V171L246 170H242V172L241 173H244L246 176L247 175H250L249 177H247L248 179H246V184H245V178L243 179L244 181H239V183H237V182H235L234 180L236 179L235 178V176H233V178L234 179H232L231 180V177H232V175H234V174H232V173H238V170L237 169H235V170H237V172L236 171H234V168L233 167H235L236 165H240V164H242V163H240V164H236L235 163V161L234 160H232V159H229V158ZM259 157V158H258ZM196 158V159H195ZM204 158H206V159H208V158H210L211 160H214V161H211V160H209V161H202ZM228 158V159H227ZM247 158H249L248 160H247ZM251 158V159H250ZM262 158V159H261ZM174 159V158H173ZM172 158H170L169 160H168V162L170 163V160L171 161H174ZM194 159V160H193ZM217 161H216V160ZM238 159H236V161H238ZM243 159H245V160H243ZM253 159V160H252ZM186 160V161H185ZM198 160H200V163H205V164H207V167L204 165H199V167L201 166V169L202 170H204L205 168V170H207V168H208V175L209 176H211L210 174H213L215 171V173H214V176L213 177H218V178H212V177H208V179H213L212 181H210V180H208L207 179V177L205 176V175H207L206 173H205V175L203 174L204 172H206L205 170H204V172H201L200 170H198V169H200L199 167H197V165H196V168H194L193 170L195 171V173H197V172H199V173H201L202 175H203V177H204V179H202L201 180V178L200 177H202V176H199V173L197 174V175H193V171L191 172L189 169H191V167H187V165L188 164H185V162L186 163H190V165L189 166H192L191 164H194V163H196V161L198 162ZM257 162H256V161ZM221 161V163H219ZM225 161V162H224ZM249 161H252V162H249ZM208 162H210L209 164H208ZM228 162V163H227ZM249 162V163H248ZM256 163V165H257V167H256V165H255V163ZM263 162V163H262ZM175 163H177V164H175ZM212 163V164H211ZM239 163V162H238ZM196 164H199V162L198 163H196ZM216 164H220V165H216ZM233 164V165H232ZM249 164H251V165H253V166H251V165H249ZM261 165V168H259L260 166L259 165ZM174 165L172 166L171 165V167H174ZM209 165V166H208ZM231 166L232 165V167L231 168H233L232 170H230V167L229 166ZM235 165V166H234ZM243 165V164H242ZM179 166V165H178ZM195 166V165H194ZM213 166V167H212ZM222 166V167H221ZM224 166L229 170V171H232V172H229L226 168H224ZM228 166V167H227ZM210 167V168H209ZM236 167H239V166H236ZM254 167V168H253ZM179 168V167H178ZM183 168V169H182ZM217 170H216V169ZM220 168H222V169H220ZM223 168H224V170L225 171H223ZM249 168V169H248ZM253 168V169H252ZM258 168V169H257ZM156 169H158V168H156ZM161 169H164V168H160V170ZM164 169V170H165ZM188 169V170H187ZM241 169H243V168H241ZM252 169V170H251ZM254 169H256V173H255V170ZM259 169H262V170H259ZM155 170V169H154ZM183 170V171H182ZM192 170V169H191ZM197 170V171H196ZM240 170V169H239ZM259 171V174L257 173L258 171ZM234 171V172H233ZM244 171H246V172H244ZM132 172V171H131ZM162 173H164L163 171H161ZM188 172H190V173H188ZM210 172H212V173H210ZM218 172V173H217ZM226 172L227 173H229V174H227V175H230V177L229 176H226L225 174H226ZM151 173H153V174H150L151 176H149V178L147 179L146 177H148V176H144V178H146L147 179V181L148 180H150V179H153L154 181H155V179L157 178V174H154V172H151ZM159 173H160V171H159ZM161 173V175H163ZM222 173H224V174H222ZM250 173V174H249ZM131 174H133V173H131ZM218 174V175H217ZM221 174V175H220ZM232 174V175H231ZM244 174L242 175V176H244ZM191 175H193L192 176V178H191ZM222 175H224L225 177H229V178H225L224 176H222ZM238 175H240V174H238ZM254 175H256L255 177H253ZM221 176V177H220ZM242 176H239V177H242ZM158 177H161V176H158ZM196 177V178H195ZM199 177V178H198ZM202 177V178H203ZM254 178V179H250V178ZM146 179H144V180H146ZM205 179H206V182H205ZM224 179H226V181L224 180ZM227 179H229L228 181H227ZM239 179H241L242 180V178H239ZM153 180H151L150 181V183H145L146 185H149V184H151L152 183V181ZM217 180H219V181H217ZM223 180V182L225 181V183L223 184L222 182H220V181H222ZM231 180V181H230ZM252 180H254V181H252ZM257 180H259V181H257ZM260 180H262V181H260ZM142 181V180H141ZM200 181H202V182H200ZM237 181V180H236ZM142 182H144V181H142ZM203 182H205V183H203ZM215 182L217 183L216 185L218 186H215L214 184H215ZM240 182H244V187L243 186H241V185H243V184H241ZM252 184H251V183ZM255 182V183H254ZM257 182H260V183H257ZM153 183H155V182H153ZM209 183V184H208ZM212 183H214V184H212ZM218 183H222L221 185H218ZM235 183V184H234ZM257 183V184H256ZM263 185H262V184ZM145 184H142V185H144V186H146ZM157 183H155V185H156ZM225 184H227L226 185V187L224 186ZM248 184V185H247ZM199 185H201V186H199ZM207 185V186H206ZM211 185V186H210ZM212 185L213 186H215L214 187V189H212L213 187H212ZM229 185H231L233 188H231V187H229ZM237 185H239V186H237ZM126 185H124V187H125ZM128 186V185H127ZM154 186V184L151 186V188ZM256 186V187H255ZM148 187V186H147ZM150 187V186H149ZM189 187H194V186H189ZM217 187V188H216ZM219 187H223V188H227L226 190H224V189H220ZM229 187V188H228ZM235 187V188H234ZM240 187H243V188H240ZM245 187H246V189L247 190H245ZM259 187V188H258ZM197 188V189H196ZM126 189V188H125ZM129 189V188H128ZM137 189V188H136ZM143 189H145L144 187H143ZM229 189V191L230 190H232V191H227ZM238 190V191H236V190ZM149 190H151V189H149ZM199 190V191H198ZM242 190V191H241ZM250 190V191H249ZM121 191H122V188H121ZM136 191V190H135ZM141 191H143V190H141ZM209 191H212V192H209ZM219 191H221V192H219ZM222 191L223 192H227V193H223V194H221L222 193ZM245 191H247V192H245ZM258 191H261V192H258ZM123 192V191H122ZM125 192H127V191H125ZM149 192V191H148ZM147 192V193H148ZM206 192V193H205ZM217 192V193H216ZM232 192V193H231ZM248 194V196H246V194ZM146 193V192H145ZM215 193V194H214ZM235 193H236V195H238V193H240V195H238L239 196V198H242V200H245V203H247L246 205H244L245 207H247V208H249V209H247V210H250L251 208V210L250 211H248V212H246L245 211V213H244V211H241V212H239L240 211V209H237L238 208V205L239 204H242L243 202H241V199H240V201L239 202H241V203H237L236 201H234L232 198H235V199H237L236 198V195H235ZM243 193L245 194V195H243ZM253 193V194H252ZM255 193V194H254ZM260 193V194H259ZM120 194H122V193H120ZM126 194V193H125ZM144 194V193H143ZM209 194H211V196L209 195ZM220 194L222 195V196H224L225 198H221L220 199V197H222V196H220ZM227 194H230L229 196H227ZM252 194V195H251ZM217 195V196H216ZM233 195H235V197L233 196ZM242 195H243V197H242ZM258 195V196H257ZM123 197L124 195H120V197ZM145 196H147V195H145ZM231 196H232V198H231ZM142 197H144V196H142ZM227 197H229V198H227ZM215 198H217V199H219V200H215ZM227 198V199H226ZM258 198V199H257ZM117 199H120L119 197H117ZM123 199H125V198H123ZM141 199V198H140ZM227 200V204L225 203L226 201L225 200ZM253 199V200H252ZM121 200V199H120ZM143 200V199H142ZM222 200H224V202H222ZM262 200V201H261ZM146 201V200H145ZM209 201V202H208ZM216 201V202H215ZM247 201V202H246ZM116 202H118V200H116ZM120 203H123V200L122 201H119ZM144 202V201H143ZM221 202V203H220ZM231 202V203H230ZM250 202H252V204L250 203ZM104 203V202H103ZM229 203V204H228ZM236 205H235V204ZM245 203H243V204H245ZM123 204H125V202L123 203ZM123 204H121V209L124 211V213L125 214H129L128 213V210L130 209V208H127V205H123ZM128 204H130V203H128ZM144 204V203H143ZM230 204H231V206H230ZM243 204H242V206H243ZM260 204H263V206L262 205H260ZM130 205H134V204H130ZM145 205H146V203H145ZM216 205H218V206H216ZM247 205H249V206H247ZM117 207H119L118 205H116ZM139 206H141V205H139ZM239 206H241V205H239ZM262 206V208H260V207ZM129 207H131V206H129ZM183 207H185L184 205H183ZM188 207V208H189ZM223 207V208H222ZM251 207V208H250ZM253 207H255L254 209H253ZM133 208H135V207H133ZM148 208H152L151 206H149ZM148 208H146V209H143L144 210V212L148 209ZM179 208H182V206L181 207H179ZM179 208H177L178 210H181V209H179ZM188 208H186L185 207V209H188ZM191 208V207H190ZM199 208V207H198ZM243 209H241V210H244V207H242ZM137 209V208H136ZM175 209V208H174ZM185 209H182V210H184L185 211V213H193V211L191 212L190 210L189 211H187V210H185ZM207 209H209V210H207ZM214 209V210H213ZM215 209H217V211L215 210ZM133 210H135V209H133ZM138 210H140V209H138ZM238 210V211H237ZM127 211V212H126ZM149 211H151V210H149ZM154 211H156V210H154ZM173 211H176V209L175 210H173ZM184 211L183 212H181L180 213V216H182V217H188V215L189 214H186L187 216H185V215H183V214H185L184 213ZM215 211V212H214ZM224 211H226V210H224ZM253 211V212H254ZM262 211H264V210H261V213L264 215V213L262 212ZM130 212H132V211H130ZM133 212H135V211H133ZM158 212H160V211H158ZM162 212H164V211H162ZM199 212H203L202 214H200L199 215ZM212 212V213H211ZM217 212V213H216ZM108 213H111V212H108ZM136 213H138V212H136ZM140 213V212H139ZM156 213V212H155ZM155 213H153V214H155ZM177 213H179V212H177ZM195 213H197V212H195ZM207 213V214H206ZM224 213H226V212H224ZM236 213V214H235ZM242 213H243V215H242ZM162 214H164V213H162ZM216 214V215H215ZM223 214V213H222ZM119 215H120V213H119ZM137 215V214H136ZM190 215V216H191ZM234 215V216H233ZM251 215H246V217H247V219L246 218H244V217H242L243 218V220H248V219H250V217H252ZM256 214H255V216H257ZM109 216H111V215H109ZM109 216H107V217H109ZM117 217L116 218H121V217H118V215H116ZM123 216H127V219H129V217H128V215H123ZM133 216V215H132ZM135 216V215H134ZM143 216H145V214H143ZM164 216H167V214L166 215H163V218H160V217H157V218H160V219H164L165 217ZM222 216V215H221ZM230 216H231V219L233 218L234 220H229L230 219ZM142 217V216H141ZM148 217V216H147ZM147 217H146V219H147ZM154 217V216H153ZM176 217V216H175ZM178 217V216H177ZM198 217V218H199ZM217 217H219V216H217ZM237 217H239V215L237 216ZM259 217H261V215L259 216ZM259 217H257V218H259ZM105 218H106V216H105ZM122 218H124V220H126V217H122ZM136 218H139L140 219V217L139 216H137ZM166 218H168V216L166 217ZM193 219H191V220H194L196 217H192ZM210 218H208V219H206L207 221L208 220H210ZM224 218H222V219H224ZM228 218V219H227ZM255 219H256V217H254ZM132 219H134V218H132ZM155 220H157L156 218H154ZM176 219V218H175ZM188 219V218H187ZM221 219V218H220ZM263 219V218H262ZM105 220H107V219H105ZM118 220H120V219H118ZM130 220V219H129ZM128 220V221H129ZM141 220H143V219H141ZM148 220H150L149 218H148ZM188 220H190V219H188ZM228 220V221H227ZM259 219H256V221H258ZM111 221H113L112 219H111ZM122 221V220H121ZM144 221V220H143ZM162 221H164V220H162ZM242 221V220H241ZM260 221H261V219H260ZM259 221V222H260ZM115 221H113V222H111V223H114ZM137 222H139V221H137ZM147 222V223H146ZM159 222V221H158ZM161 222V221H160ZM160 222L159 223H156V224H152V222H150V221H145V222H142V223H145V225H147V226H150V228H152L153 226H154V228L156 229V231L158 230V232H160L161 230H163L164 229V227L163 228H161V227H159V224H160ZM190 222V221H189ZM211 222V221H210ZM245 222V221H244ZM103 223V222H102ZM109 223V222H108ZM122 223V222H121ZM120 223V224H121ZM130 223V222H129ZM131 223H133V222H131ZM161 223H163V222H161ZM191 223H194L193 221L191 222ZM209 223V222H208ZM115 224V223H114ZM209 224H211V223H209ZM106 225V224H105ZM110 225H112V224H110ZM122 225H124V224H122ZM121 225V226H122ZM140 225V228L141 229H139V226H137V228H136V233H139V234H136V235H141V238H143L144 237V234H142V233H140V230L142 231V224H139ZM144 225V224H143ZM156 225H158V227L156 226ZM161 225V224H160ZM189 225H190V223H189ZM157 228H156V227ZM192 226V224L190 225V227ZM104 227H106V226H104ZM118 227H119V225H118ZM124 227L125 226H122V228L124 229ZM107 228V227H106ZM120 228V227H119ZM121 228V229H122ZM135 228V227H134ZM104 229V228H103ZM108 229V228H107ZM131 229H133V225H131ZM145 229V228H144ZM161 229V230H160ZM102 230V229H101ZM106 230V229H105ZM117 230V229H116ZM147 230V229H146ZM148 230H150V229H148ZM206 230V232H208L207 231V229H204V231ZM111 231V230H110ZM109 230L108 231H105L104 233H102V234H104V236H105V234H106V232H107V234H106V236L108 235V233L110 232ZM125 231H127V230H125ZM134 231V232H135ZM145 231V230H144ZM156 231H154L155 233H157ZM201 231H203V230H201ZM200 231V232H201ZM118 232H119V234H121L120 232H123L122 230H118ZM117 232V233H118ZM131 232V231H130ZM133 232V231H132ZM147 231H145V232H143V233H146ZM148 232H150V231H148ZM112 233V234H111ZM110 234H111V237L110 236H105L104 238H106V241H105V239H104V241L106 242V243H110V239L111 238H113L114 236H113V234H114V232H111ZM203 233H205V232H203ZM203 233H201V234H203ZM209 234H206V239H204V241H206V242H208V241H210V243H213V245H211V247H208V246H210V245H208L209 243H204V241H202L201 242V240L204 238V237H202V239H199V237L200 236H198V235H200V234H196V235H192V236H194V237H192V238H190V237H187V240H189V241H192V243H195L194 241H196V240H200V241H197V245H195V244H193L194 246H196V247H198V248H196V247H194V246H192L191 245V247H192V249H191V247L190 246H188V247H190V251H188V249L186 248V250L187 251H185V252H190V254H192V255H195V254H193V250L195 249V251L196 250H198V251H200V252H206V254L205 255H203L204 254V252L203 253H199L198 255L199 256H197V258L195 257V256H193L194 257V259H197V260H194L193 258H191V259H186V258H190V254H188V253H186L185 255V260H186V262H190V263H186L185 262V260H183V262H181V264L183 263V264H193V263H197V264H199V262L201 263V264H209L210 262H209V260L208 259H210V261H212V262H214L215 263V261H217L216 263L217 264H219L218 262H222V259L224 258L225 260H223V262H226V263H223V264H235V262H236V257H234L235 255H233V254H229V256L227 255L226 257H225V253H227L226 251H225V249H224V247H220L219 249L220 250H222L223 249V251H220L219 249H217L218 248V246H220L221 244H219V245H217L218 243H214V241H217V240H220L219 238V235L217 234V233H215V234H213L214 233V231L212 232V233H210V232H208ZM109 234V235H110ZM124 234V233H123ZM133 234H135V233H133ZM210 234H213L214 236H213V238L211 237V235ZM116 235H118V234H116ZM124 235H127V234H124ZM124 235H122V236H124ZM159 235V234H158ZM160 235H163L162 233H160ZM159 235V236H160ZM216 235H218L217 237H219V238H215V236ZM113 236V237H112ZM120 237V238H124L125 239V237ZM128 236L129 235H127V237L126 238H128ZM189 236H191V235H189ZM100 237H103V235L102 236H100ZM108 237H110V238H108ZM117 237H119V236H116V238H115V240L116 239H118ZM129 237H132V236H129ZM135 236H133L132 237V239L134 238ZM137 237H140V236H137ZM136 237V238H137ZM155 238H157V235H155V237H153V238H151L150 240L151 241H149V242H152V240L154 241V239ZM162 238H164V237H162ZM189 238V239H188ZM198 238V239H197ZM82 239H84V237H82ZM102 238H98V240H100V241H98V243H100L102 240H101ZM191 239H193V240H191ZM214 239V240H213ZM215 239H217V240H215ZM108 240H110V241H108ZM113 240V239H112ZM114 240V241H115ZM120 240V239H119ZM126 240V239H125ZM134 241H136L135 239H133ZM137 240H139L138 238H137ZM157 240H159V239H157ZM156 239H155V241H157ZM168 240V239H167ZM113 241V242H114ZM121 241H123L122 239L120 240V242ZM160 241H162V240H160ZM160 241H158L157 243L158 244H160L159 242ZM169 241V240H168ZM188 241V243H191V242H189ZM103 242V241H102ZM113 242H111V243H113ZM119 242V241H118ZM117 241L116 242H114L115 244L114 245H117V244H119ZM124 242V241H123ZM140 241H138L137 243L140 245V243H139ZM144 242V239L142 240V243ZM163 242V241H162ZM201 244H205V245H208V246H201V247H203V248H205V249H207L208 248V250H203L201 247H200V243ZM97 243V244H98ZM108 243V244H109ZM133 244H137V243H134V242H132ZM157 243H154L153 245H152V243H149V245H151L152 247H153V250L154 251H157V253L159 252L158 250H159V248H158V250H156L155 248H154V245L155 244H157ZM167 243H171V242H166L165 244H167ZM90 244H92V243H90ZM89 244V245H90ZM102 244V243H101ZM100 244V245H101ZM144 244V243H143ZM215 244V245H214ZM252 245H253V243H251ZM85 245H87V242H86V244ZM89 245L87 246V247H85V248H88L89 247ZM106 245V244H105ZM113 245V246H114ZM130 245V244H129ZM132 245V244H131ZM130 245V246H131ZM145 245V244H144ZM144 245H142V246H140L142 249H143V247H145ZM190 245V244H189ZM217 245V246H216ZM129 246V247H130ZM161 246H164V243H163V245H161ZM168 246H169V244H168ZM213 246V247H212ZM214 246H216V248L214 247ZM221 246H223V245H221ZM226 246V245H225ZM250 246V245H249ZM96 247V246H95ZM127 247H128V245L126 246V249H127ZM132 247H135L134 245H132ZM140 247H138V245H136V249L137 250H135V251H140V250H142ZM157 247V246H156ZM228 248H230V246H227ZM252 247H254V246H252ZM256 248H259V246L258 245H256L255 246ZM92 248V247H91ZM103 248H105V247H103ZM170 248V247H169ZM171 248H172V246H171ZM194 248V249H193ZM215 249V251H213L212 249ZM226 248V247H225ZM94 249H98V248H94ZM132 249V248H131ZM135 249V248H134ZM210 249H211V251H210ZM231 249V248H230ZM230 249H226L227 251H229ZM262 248H260V249H257V250H259V252L257 253V254H259L261 251ZM88 250V249H87ZM100 250V249H99ZM105 249H103V251H104ZM153 250L151 249V251L153 252ZM161 250V249H160ZM91 251H93V250H91ZM91 251H89V253H91ZM210 251V252H209ZM253 252H254V250H252ZM102 253V255L101 256H105L106 255V257H107V259H106V257H104L105 259H106V261L111 257V256H109L108 254H105V252H104V254H103V252L102 251H98V252H95L96 254H100V253ZM124 252V251H123ZM122 252V253H123ZM128 252H129V250H128ZM215 252H217V254H214ZM220 252V253H219ZM224 254H223V253ZM230 252H233V251H230ZM89 253L87 254V256L89 255ZM137 253V252H136ZM156 253V252H155ZM155 253H153V254H155ZM123 254H125V253H123ZM137 254H139L140 255V253H137ZM160 254V253H159ZM208 254V255H207ZM210 254L211 255H218V254H220V255H218V256H220V257H222V258H218V256H215V258H208V257H212V256H210ZM222 254V255H221ZM228 254V253H227ZM238 254H240V253H238ZM256 254V255H257ZM108 255V256H107ZM135 255V254H134ZM92 257H93V255H91ZM97 256H100V255H97ZM100 256V259L102 258ZM117 256L118 255H115V257H111L110 259L112 260V259H114L115 261H117L118 259H117ZM121 256V255H120ZM130 256V255H129ZM137 256V255H136ZM154 256V255H153ZM155 256H156V254H155ZM200 256H202V257H200ZM205 256H207V257H205ZM230 256H232V257H230ZM88 257H90V256H88ZM127 257V256H126ZM131 257V256H130ZM134 257V256H133ZM138 257H140V258H138ZM142 256H137V257H135L136 259H137V261H138V259H141L142 260V262H139V264H143V259L141 258ZM192 257V256H191ZM202 259V260H198V259H200V258ZM214 257V256H213ZM217 257V258H216ZM228 257V258H227ZM104 258H102V259H104ZM122 258V260H125V259H123V257H121ZM157 258H158V256H157ZM90 259V258H89ZM99 259V257L98 258H96V262L97 263H94V262H92L91 260H92V258H91V260H89L90 262H92V263H90V264H102L103 262H105L104 260H100ZM108 260V261H111V260ZM132 259H134V258H132ZM136 259H134L135 261H136ZM206 259V260H205ZM215 259H217V260H215ZM219 259H220V261H219ZM94 260V259H93ZM98 260H100V261H98ZM128 260H130L129 258H127V261ZM214 260V261H213ZM118 261H120V260H118ZM134 261V262H135ZM140 261V260H139ZM194 261V262H193ZM196 261V262H195ZM131 262H133V261H131ZM126 263H128V264H132V263H130V261H128V262H126ZM214 263H212V264H214ZM108 264H110V263H108ZM177 264H179V263H177ZM211 264V263H210Z\"/></svg>",
	"mask_w": 264,
	"mask_h": 264
}]
</instances>
